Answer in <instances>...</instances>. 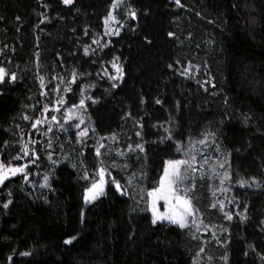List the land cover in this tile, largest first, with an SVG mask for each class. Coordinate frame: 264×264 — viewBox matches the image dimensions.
I'll return each instance as SVG.
<instances>
[{
  "label": "trees",
  "instance_id": "trees-1",
  "mask_svg": "<svg viewBox=\"0 0 264 264\" xmlns=\"http://www.w3.org/2000/svg\"><path fill=\"white\" fill-rule=\"evenodd\" d=\"M116 3L0 0V264H264V0Z\"/></svg>",
  "mask_w": 264,
  "mask_h": 264
},
{
  "label": "snow or ice",
  "instance_id": "snow-or-ice-1",
  "mask_svg": "<svg viewBox=\"0 0 264 264\" xmlns=\"http://www.w3.org/2000/svg\"><path fill=\"white\" fill-rule=\"evenodd\" d=\"M73 0H64L65 4H71ZM120 0H117V3L113 5L116 7ZM179 3V0H177ZM134 15V14H133ZM111 18V17H110ZM107 23V21H106ZM115 66V65H114ZM117 71L119 72L120 69L117 67ZM7 75L6 71L3 68H0V82H3L4 77ZM12 79H15V76H12ZM63 103V101H61ZM83 101H81V106H83ZM58 110V109H57ZM71 111V110H69ZM28 119V117H25ZM55 119V117H53ZM82 122V121H81ZM40 121L37 120L36 124H39ZM35 127V125H33ZM85 133H81L80 135H84ZM203 143V141H201ZM27 150L25 149V155H27ZM99 154V153H98ZM20 157H16L19 159ZM195 160V157H191V160H170L168 161L167 167L164 171V176L160 181V187L157 188L153 192H149L148 195L153 198L152 202V211H153V224L157 223L158 221L168 220L171 223L177 224L179 227L184 228L187 227L186 218L188 216L193 215V208L191 202L183 197L175 196V204L169 205V212L167 214H160L156 209V201L157 200H164L166 204H169L170 196L174 195L176 189L174 185L178 182H181L185 177L182 174V166L183 172L187 173L189 170L195 171L193 167L192 161ZM26 167V166H25ZM24 172V167H11L6 166L3 163H0V184H3L5 180L9 179V176H15L17 173ZM100 181L99 183H94L92 188L89 189L88 194L85 196V202H91L98 198V196L103 195L104 191V178H103V170L100 173ZM47 177H45V181L47 182ZM115 183V181H113ZM46 186V184L44 185ZM117 190L120 189V185L116 184ZM5 208L8 207L7 204L4 205ZM230 218V217H229ZM195 224V220L192 221ZM74 239V238H73ZM71 240H66L65 243H71ZM24 255H28V253H24Z\"/></svg>",
  "mask_w": 264,
  "mask_h": 264
},
{
  "label": "rangeland",
  "instance_id": "rangeland-1",
  "mask_svg": "<svg viewBox=\"0 0 264 264\" xmlns=\"http://www.w3.org/2000/svg\"><path fill=\"white\" fill-rule=\"evenodd\" d=\"M108 26H110V25L108 24ZM5 78H6V76L4 77V79H5ZM167 164H168V163H167ZM167 164H166V167H167ZM166 167H165V168H166ZM164 171H165V170H164ZM18 174H20V173H17L16 175H18ZM16 175H15V176H16ZM163 176H164V174H163ZM163 176H162V178H163ZM11 177H14V176H9V178H11ZM103 178H104V181H106V178H105L104 175H103ZM100 179H101V177H100ZM99 181H100V180H99ZM99 181H98L97 183H99ZM104 184H105V183H104ZM178 184H179V182H178L176 185H174L176 191H175L174 195L170 196L169 204H166L164 200H157V201H156V209H157L158 213H160V214H167V213L169 212V205H170V204H175V203H176V201H175V196H180V197L186 198L184 195H182V194L180 193L179 188H178ZM159 187H160V185H159ZM159 187H158V188H159ZM91 188H92V187H91ZM91 188H90V189H91ZM155 190H156V189H155ZM155 190H153V191H155ZM88 191H89V190L86 191L85 196L88 194ZM104 191H105V185H104ZM104 191H103V192H104ZM153 191H152V192H153ZM85 196H84V204H85V205H87V204L93 202V201H91V202L86 203V202H85ZM98 197H99V196H98ZM186 199H188V198H186ZM188 200H189V199H188ZM189 201H190V200H189ZM152 202H153V198L151 197L150 207H151V213H152V218H153ZM191 205H192V204H191ZM192 208H193V207H192ZM191 217H192V218L194 217V211H193V215H192V216H188V217L186 218V221L188 222L189 218H191ZM158 222H166V223L174 224V223H171V222L168 221V220H163V221H158ZM174 225H177V224H174Z\"/></svg>",
  "mask_w": 264,
  "mask_h": 264
}]
</instances>
